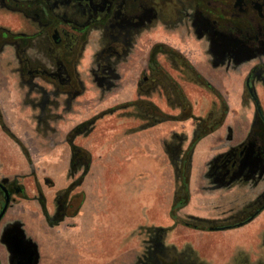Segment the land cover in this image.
<instances>
[{"label":"flooded vegetation","instance_id":"flooded-vegetation-1","mask_svg":"<svg viewBox=\"0 0 264 264\" xmlns=\"http://www.w3.org/2000/svg\"><path fill=\"white\" fill-rule=\"evenodd\" d=\"M0 59H12L6 67L26 90L23 104L37 113L35 121L46 136L57 133L54 122L89 105L80 100L87 93L98 92L100 100L122 93L131 97L110 110L125 111L150 129L183 121L194 109L189 95L196 88L206 91L221 103L212 101L207 117L195 120L191 143L219 122L217 109L223 112L228 104L214 73L236 75L245 69L243 100L254 105V119L244 141L212 162L206 190L230 184L259 191L225 223L242 227L264 212V165L256 160L264 161V0H0ZM195 59L202 60L196 65ZM98 120L93 114L65 138L73 176L89 171V151L75 143L92 135ZM234 135L229 129L226 138ZM187 139L172 133L166 142L180 182L175 201L185 197L181 182L191 154L182 152V144ZM251 147L254 162L245 168ZM73 185L55 197L51 219L57 224L74 216ZM5 188L11 202L1 222L16 196L24 195L17 179ZM5 202L0 189V213ZM152 244L147 264H196L187 252L163 246L161 233ZM241 264H264V253Z\"/></svg>","mask_w":264,"mask_h":264},{"label":"rangeland","instance_id":"rangeland-1","mask_svg":"<svg viewBox=\"0 0 264 264\" xmlns=\"http://www.w3.org/2000/svg\"><path fill=\"white\" fill-rule=\"evenodd\" d=\"M116 97L117 96L109 97L106 103L114 105L120 101ZM189 98L193 102L194 107L197 109V114H199L200 117H207L212 101H216L218 106L221 103L220 100L213 95L198 88L189 95ZM217 110L220 111L219 108ZM111 113L113 112H101L100 116L105 114L111 115ZM120 115L121 114L117 113L113 117H107L105 121L101 123V126H104L101 128L104 130L103 138H96L93 135L87 140L78 141L80 145L88 143L90 147L89 171L87 174L80 172L78 175H72L71 180L69 176L67 177L63 174H59V171L63 172L71 165L69 145L61 141L62 138L59 136H56L53 142L44 139L40 137L36 129H34L35 135L33 141L27 144L28 148L25 153L31 158L29 163L30 172L32 170L41 174L40 178L42 179L43 190L38 187L36 191L32 192L28 185L21 180L20 186L24 189V195L16 196V198H18V200L23 199L27 201H34V199H36L41 203L39 199L41 198L40 194L43 196L47 194L50 198L52 209V216L50 217H53L56 210L55 197L60 191L58 189L72 182L71 184H76V189H74L72 196L77 195L73 211H75L79 205H81L80 210L83 211L81 222L72 217H68L63 219L62 223L53 226L50 225L46 219V228L50 233H53L56 239L51 243L47 253L39 254L37 252V264H143L142 261L139 263L138 258L141 253H144L146 243L148 245V240L152 235L149 228L151 226L161 225L157 223L160 219H163L166 225L169 223L170 217L169 215H164L166 214L165 209L166 205L168 209L172 204L176 189L170 155L165 153L158 136L148 135L146 152L149 157L148 160L142 161V159L138 158H130L128 160H123V158H111L114 156V151L118 152L117 155L122 154V137L126 128H123L122 122L124 119L121 118ZM193 116L194 118L184 117L185 120L183 119V121H177L176 123H161L157 125H173V133L180 136H188L187 141L182 144V152L187 153L189 151L191 155L197 145L196 144L192 148L194 141L191 143V135L197 130V121L195 120L200 118L194 114ZM35 123L37 122L35 121ZM165 127H168L166 132H169V126ZM151 129L153 130L155 127L150 128V130ZM161 129L158 130V133H160L159 131ZM113 131H115V133H113ZM105 132H108L107 135ZM162 136L166 137L167 133L164 132ZM102 150H104V152H102ZM144 161L147 165L145 169H143L144 167L142 166V162ZM189 163L187 175L190 176ZM157 167L161 169L163 174H160L159 170H155ZM46 171L57 174L56 178L58 181L53 179L55 175L52 177L46 174ZM56 187L58 188L57 190ZM191 204L190 208L195 210L198 214L203 215L210 212V205H206L207 203L204 201H193ZM117 207H119L118 210H116ZM162 214V217H158ZM209 215L213 216L214 214L211 213ZM182 220L186 223L189 222L210 227L214 224L229 222L230 218L229 216H225L207 219L205 217L190 215ZM263 221L264 220L254 221L255 223L252 222L254 224L248 223L252 224V228L251 231L247 230L245 232H241V229L248 224L227 230L210 231L191 228L187 230V226L183 224L178 225L175 221L174 227L176 229L168 228L165 232L166 234L164 236L162 235V239L167 238V236L169 239V235L174 239L176 237L177 240L175 245H171H174L173 250L175 251V248L177 249L176 245L178 244V246L182 248L180 254H186L187 252L188 255H193V259L198 260L200 264L220 263H209L207 260L205 261L206 258L201 260L195 255L198 254V252L196 253L193 250L192 246L194 245L198 247L200 245L202 248L206 246H213L212 248L216 247L217 249H225V247L230 248L232 253L229 251L226 254L223 249L221 250V254L218 253L217 256L223 259V263L221 264H241L243 258H250V256L248 255V251L238 245V243L246 241L248 236L251 240L250 250H252L253 241L255 242L256 240L255 237H258L260 243H263ZM37 227L41 228L42 225H38ZM129 228H131V236L127 243L124 242L123 237L126 233L128 234ZM80 231L84 235H75L74 237V233L80 234ZM64 232L67 236L64 239L69 241L74 247H72V249H74L75 252L69 248L66 250L58 248V243L60 242L59 237L62 238V235L64 237ZM6 233L7 230L4 234ZM152 237H154V235H152ZM2 243H4L7 249L6 260L8 264H28L29 257L26 252H12V249L10 250L8 248V245H10L8 234L5 239L4 235L2 236ZM235 244H237V246L234 247ZM15 246H17V243H15ZM71 252L73 254L72 256ZM211 256H215V254L212 252Z\"/></svg>","mask_w":264,"mask_h":264},{"label":"crops","instance_id":"crops-1","mask_svg":"<svg viewBox=\"0 0 264 264\" xmlns=\"http://www.w3.org/2000/svg\"><path fill=\"white\" fill-rule=\"evenodd\" d=\"M90 53H91V49H88L87 59H85L83 63L82 70H84L85 66L87 65L88 57ZM11 60L12 59H0V107L2 110V116L4 122L3 124L0 122V182L5 181L6 182L5 184H7L8 182L14 179H17L19 182L23 180L28 185L29 189L32 190V192L36 191V188L38 187L42 188L43 190L42 179L40 178L41 174L39 172L36 173L32 170L30 172L29 163L31 158L27 153H25V150L28 148L27 144L28 143L30 144L33 141V137L35 135L34 129H36L37 134L44 139H48L49 141L53 142L54 138L56 136H59L62 138L61 141L67 144L65 142V138L68 132L75 125H78L80 122L84 121L86 118L92 116L93 114L98 115V117L100 118V120H98L95 125L94 133L86 139L79 138L75 143L76 145L83 147L89 151L90 147L88 146V143L80 145L78 141L87 140L93 135L96 138H103L104 130L101 128L104 126H101V123L104 122L107 117H113L115 114L119 113L121 114L120 117L124 119L122 122L124 126L123 128H126L125 131L123 132V137H122V154L117 155L118 152L114 151L113 153L114 156H112L111 158L113 159L123 158V160L125 159L128 160L130 158L131 159L138 158V159H142V161L148 160L149 157L147 156L146 153L148 135L158 136L160 138V143L162 144L165 153H167V155H170L166 148V142L170 141L171 134L173 133L172 132L173 125L166 124L162 126H157L153 130L145 129L143 127L144 122L141 121L140 119H136L133 117H126L125 111L122 110L120 111L110 110V108L115 107L116 104L123 103L128 98H131L128 97L127 95H124L123 93L117 95L116 94L108 95L104 100H100V96L98 92H94V94L87 93L85 96L80 98V100L83 101L84 103H88L89 105L87 107L81 108L80 110H76L71 115H67L64 121L54 122L53 126L57 133L55 135L50 133L47 135V136L50 135V137L47 138V136L44 135L43 128H38V124L35 123L34 116H36L37 113L33 111L31 108L24 106L23 104V99L26 90L20 89L16 75L12 74L10 68L6 67V63ZM196 60L201 61L202 59L194 60L195 64L197 65ZM245 74H246L245 69L241 73H238L236 75L233 74L224 75L219 71L214 73V77L220 78L226 89L223 93V97L228 103L229 111L223 125L217 131H215L214 133L206 136L201 141H199L195 146L194 151L192 152L189 163L190 201L186 207H184L182 210L178 212V217L181 219H185L190 215L197 217H205L207 219L214 217H220V218L225 216L228 217L233 213H235L236 211H238L239 209H241L246 203L251 201L259 192L256 191L253 193L250 188L247 187L242 188L240 186H235V185L221 186L219 188L214 189L213 191L206 190V187L210 184L208 179L206 178V175L210 169L212 162L222 154L226 153L231 148L237 147L244 141L250 130L252 121L254 119V115H255L254 105L252 103H244L243 100L244 97H243L242 89H243ZM111 96H117L116 98H118V100L120 101L115 103L114 105H110V103H106L107 99ZM260 97L263 100V105H264V96L261 94ZM93 101L94 102L97 101L98 104L94 106ZM196 110L197 109L194 107L193 114L197 117H200V115L197 114ZM108 111H112L113 113H111V115L105 114L100 116L101 112L104 113ZM165 126H169L170 128L169 132H166L168 130L167 129L168 127ZM159 129H161L159 131L160 133H158ZM229 129L234 130L235 135L232 140H228L226 138ZM162 131L163 133L164 132L167 133L166 137L162 136L163 134ZM108 132H105V134L107 135ZM113 133H115V131H113ZM102 152H104V150H102ZM142 164H143L142 166L144 167L143 169L147 168L145 161L142 162ZM171 166L173 170V175L175 176L176 189L172 200V204L168 207V209L166 205V209H165L166 214H164V215H169L170 221L166 225L165 222H163V219H160V221L157 223L161 225L151 226L149 228V231L150 233H152V235H154V237H156L158 233H161V235L164 236L166 234L164 230L168 228H175L174 227L175 220H173L171 217V210L174 203L177 202L175 201V195L177 189L180 186V182L175 167L172 164V161H171ZM155 170H159L160 174H163L159 167H157ZM46 172H47L46 174H49L52 177L55 175L53 179L55 181H58L56 178L57 174L50 173L49 171ZM59 174H63L67 177L69 176V179L71 180L72 174L70 172V165L68 166L67 170H64L63 172L59 171ZM71 183H68L67 186L61 187L60 189L56 187V190L58 189L60 191H63L67 189L71 185ZM44 197L46 201V208L48 210V214L49 216H52L50 198L47 194H45ZM193 201L206 202L207 203L206 205H210L209 208L210 212L203 215L196 213L195 210L190 208L192 205L191 202ZM119 207H117L116 210H118ZM211 213L214 215L210 216L209 214ZM153 214H154V210H153ZM162 216L163 214L158 217H162ZM44 217L45 216L43 213L42 205L36 199H34V201H27L23 199L18 200V198H16V202L10 206V209L6 217L0 223V264H8L6 260L7 249L4 243H2V236L4 235L6 230H8L11 226H14L16 224L20 225L25 239L27 241L32 242L37 247V252L39 254L40 253L45 254L49 251V247L51 246V243L56 239V237L53 235V233H50V231L46 228L47 221H46V217L45 219ZM72 218H74L75 220H79L81 222L83 218V211L79 209L77 214H75ZM261 220H264V213H262V215L258 219H256L255 222ZM252 224H248L247 226L242 228L241 232H245L247 230L251 231ZM38 225L40 226L42 225V227L38 228L37 227ZM189 228L190 227H187V230H189ZM129 229L130 230L128 234L126 233L123 237L124 242L130 240L131 228ZM210 231H216V230H210ZM82 234H83L82 232L80 234L74 233V237L75 235L81 236ZM152 235L151 237L149 235L150 239L148 240V245L146 243L144 253H141L139 255L138 258L139 263L140 261H142L143 264H147L149 262L148 251L154 249L152 244V240L154 237H152ZM65 237L67 236L66 233L64 232V237L63 235L62 238L59 237L60 242L58 243L59 244L58 248L63 250L69 248L73 252H75V250L72 249L73 246L69 243V241H66L64 239ZM255 238H256L255 242L253 241L252 243V250H250L251 240L249 236L247 237L246 241H242L238 243V245L242 246L248 251V255L250 257H252L255 251L256 254L264 253V249H260L263 246L262 243H260L258 237ZM176 240H177L176 237L174 239L171 237V235H169V239L168 236L167 238L162 239V245L174 249L173 247L175 245ZM172 244L174 245L171 246ZM176 246L177 249L175 248V252L181 253L182 251L181 246H178V244ZM235 246H237V244H235L234 247ZM192 247L196 253L198 252V254L195 255H197L201 260H204L206 258L205 261L207 260L209 263H214V262L220 264L223 263V259H221L220 256H217L218 253L221 254V250L223 248L220 249L219 248L217 249L216 247L212 248L213 246L211 247L206 246L205 248H202L200 245L199 247L197 245H194ZM223 250L224 253L226 254L229 251L232 253L230 248L225 247V249ZM211 251L213 252V254H215V256H211L212 253ZM72 255L73 254L71 252V256ZM192 259H193V255H192ZM194 260L196 261V264H200L198 260L196 259Z\"/></svg>","mask_w":264,"mask_h":264},{"label":"trees","instance_id":"trees-1","mask_svg":"<svg viewBox=\"0 0 264 264\" xmlns=\"http://www.w3.org/2000/svg\"><path fill=\"white\" fill-rule=\"evenodd\" d=\"M221 98V97H219ZM228 111H229V108H228V105L226 106L225 110L222 112V111H219V115H220V119H219V122L214 126L212 127V129H210L209 131H206V132H203L201 135H199L193 142V145H192V148L201 140L203 139L204 137L214 133L215 131H217L224 123L225 121V118L228 114ZM194 118L193 114H192V111L190 112V114L187 116V118ZM26 152V150H25ZM189 182H190V176L189 175H185L182 179V186L184 188V193H185V197L182 198V199H179L177 202L174 203V205L172 206V210H171V217L173 220L176 221V224H183L187 227H190L192 229H196V230H227V229H231V228H235L237 227V225H234L232 223H223V224H214V225H211L210 227H205V226H202V225H196V224H192V223H186L184 222V220H182L181 218H178V212L180 210H182L184 207H186L190 201V187H189ZM76 184L73 185V187H75ZM42 206H43V209H44V215L47 219V221L49 222L50 225H56L57 223L54 222L51 217L49 216L47 210H46V204L45 202L43 201L42 203ZM80 206H77V209L74 213L77 214L78 210L80 209ZM239 226V225H238ZM165 232L167 231L164 230Z\"/></svg>","mask_w":264,"mask_h":264},{"label":"water","instance_id":"water-1","mask_svg":"<svg viewBox=\"0 0 264 264\" xmlns=\"http://www.w3.org/2000/svg\"><path fill=\"white\" fill-rule=\"evenodd\" d=\"M249 60H251V59H248V61ZM247 159H248V163L245 161L246 162L245 165H244L245 168L250 165V162L251 163L254 162L252 147L249 150ZM256 160H257V162L259 164H263L264 165V161L260 157H257ZM5 183H6L5 181L0 182V189H2L5 192V195H6L5 205H4V207H3V209H2V211L0 213V222L3 219L4 215L6 214L7 209L9 207V204L11 202L10 193L5 188ZM7 234H8V239L10 241V245H8V248L10 250L12 249V252L24 251V252H26L28 254V257H29L28 264H37L38 263L37 247L32 242L27 241L25 239L20 225L16 224L14 226H11L7 230V233L4 234V239L6 238ZM15 243H17V246H15Z\"/></svg>","mask_w":264,"mask_h":264}]
</instances>
